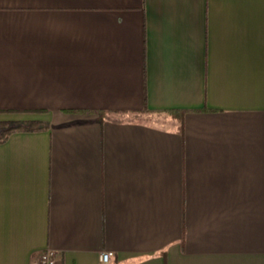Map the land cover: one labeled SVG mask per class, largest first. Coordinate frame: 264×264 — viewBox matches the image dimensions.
Instances as JSON below:
<instances>
[{
  "label": "crops",
  "instance_id": "crops-1",
  "mask_svg": "<svg viewBox=\"0 0 264 264\" xmlns=\"http://www.w3.org/2000/svg\"><path fill=\"white\" fill-rule=\"evenodd\" d=\"M45 249L264 264V0H0V264Z\"/></svg>",
  "mask_w": 264,
  "mask_h": 264
},
{
  "label": "built area",
  "instance_id": "built-area-1",
  "mask_svg": "<svg viewBox=\"0 0 264 264\" xmlns=\"http://www.w3.org/2000/svg\"><path fill=\"white\" fill-rule=\"evenodd\" d=\"M111 252L105 251L100 253V262L103 264L108 263L109 258L111 257ZM37 264H57L56 252L51 249L43 250L38 258Z\"/></svg>",
  "mask_w": 264,
  "mask_h": 264
},
{
  "label": "rangeland",
  "instance_id": "rangeland-1",
  "mask_svg": "<svg viewBox=\"0 0 264 264\" xmlns=\"http://www.w3.org/2000/svg\"><path fill=\"white\" fill-rule=\"evenodd\" d=\"M140 118H144V119H147V120H152V119H155V116L153 115H149V114H143V115H140Z\"/></svg>",
  "mask_w": 264,
  "mask_h": 264
},
{
  "label": "trees",
  "instance_id": "trees-1",
  "mask_svg": "<svg viewBox=\"0 0 264 264\" xmlns=\"http://www.w3.org/2000/svg\"><path fill=\"white\" fill-rule=\"evenodd\" d=\"M170 114L173 116H177V117L182 115V113H180V112H170Z\"/></svg>",
  "mask_w": 264,
  "mask_h": 264
}]
</instances>
